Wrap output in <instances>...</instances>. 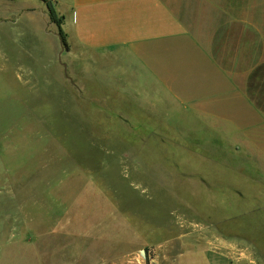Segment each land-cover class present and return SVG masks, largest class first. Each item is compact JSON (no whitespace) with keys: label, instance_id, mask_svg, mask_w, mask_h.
Here are the masks:
<instances>
[{"label":"rangeland","instance_id":"obj_1","mask_svg":"<svg viewBox=\"0 0 264 264\" xmlns=\"http://www.w3.org/2000/svg\"><path fill=\"white\" fill-rule=\"evenodd\" d=\"M9 4L0 2V264H175L209 241L240 247L236 264H264V175L251 171L264 168V127L238 136L174 106L103 103L85 78L99 63L59 54L47 15L8 30Z\"/></svg>","mask_w":264,"mask_h":264},{"label":"crops","instance_id":"obj_2","mask_svg":"<svg viewBox=\"0 0 264 264\" xmlns=\"http://www.w3.org/2000/svg\"><path fill=\"white\" fill-rule=\"evenodd\" d=\"M53 1L68 43L59 54L77 58L85 52L99 63L100 71L86 64L85 78L101 87L103 103H132L151 112L174 106L194 113L200 126L228 128L238 136L264 127V0ZM0 2L10 3L8 30L17 21L33 30L39 13L50 23L42 1ZM12 46L6 40L5 51ZM251 171L264 175V168ZM209 243L181 253L175 264L245 259L240 247L231 252Z\"/></svg>","mask_w":264,"mask_h":264},{"label":"trees","instance_id":"obj_3","mask_svg":"<svg viewBox=\"0 0 264 264\" xmlns=\"http://www.w3.org/2000/svg\"><path fill=\"white\" fill-rule=\"evenodd\" d=\"M40 1L46 4L49 11L50 23L57 26L62 45L65 49H68L66 35L64 34L62 29L64 18L60 17L56 12L55 2L53 0H40Z\"/></svg>","mask_w":264,"mask_h":264}]
</instances>
